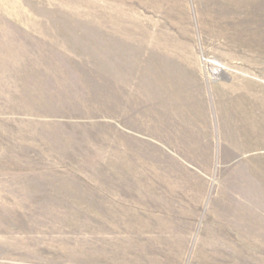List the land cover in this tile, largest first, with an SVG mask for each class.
<instances>
[{
	"label": "rangeland",
	"instance_id": "rangeland-1",
	"mask_svg": "<svg viewBox=\"0 0 264 264\" xmlns=\"http://www.w3.org/2000/svg\"><path fill=\"white\" fill-rule=\"evenodd\" d=\"M0 264H264V0H0Z\"/></svg>",
	"mask_w": 264,
	"mask_h": 264
}]
</instances>
